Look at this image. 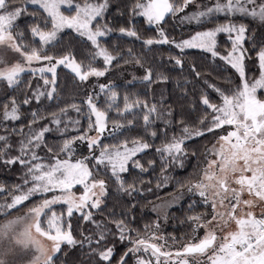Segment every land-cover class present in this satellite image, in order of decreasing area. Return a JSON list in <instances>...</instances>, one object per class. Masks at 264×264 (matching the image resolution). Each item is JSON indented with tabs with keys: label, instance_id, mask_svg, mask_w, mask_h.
<instances>
[{
	"label": "snow or ice",
	"instance_id": "1",
	"mask_svg": "<svg viewBox=\"0 0 264 264\" xmlns=\"http://www.w3.org/2000/svg\"><path fill=\"white\" fill-rule=\"evenodd\" d=\"M110 4L0 0V169L19 173L11 185L0 182V264H56L64 247H78L81 264H264V0H132L127 22L118 28L107 16ZM168 16L199 30L170 38ZM134 17L154 34L142 38ZM65 29L77 42L58 47ZM113 32L141 41L148 51L162 45L180 53L201 49L219 73L233 71L213 79L193 63L190 74L200 89L192 108L177 113L154 94L150 101L147 93L128 89L168 81L166 72L176 66L183 72L181 55L170 54L174 67L161 70L163 59L158 65L131 46H109ZM218 34L226 37L223 51ZM117 62L142 75L133 73L122 96L111 79L98 83L97 91L92 78L106 77ZM60 67L82 98L72 96L41 114L44 99L60 103ZM105 132L111 142L101 139ZM52 133L59 137L50 141ZM198 141L205 142L203 150L189 151ZM153 148L160 170L155 189L143 176L155 171L156 159L145 167L138 157ZM165 186L173 191L161 199L156 190ZM112 189L132 202L119 213L115 207L104 212ZM138 195L155 200L148 201L155 219L142 229L135 216ZM174 206L187 229L180 237L161 231ZM73 217L91 225L80 228L79 239ZM117 240L124 245L119 255Z\"/></svg>",
	"mask_w": 264,
	"mask_h": 264
},
{
	"label": "trees",
	"instance_id": "2",
	"mask_svg": "<svg viewBox=\"0 0 264 264\" xmlns=\"http://www.w3.org/2000/svg\"><path fill=\"white\" fill-rule=\"evenodd\" d=\"M132 2V0H111L110 8L107 12V16L109 18H112L115 20V23L113 24L114 28H118L121 24H124L128 20V13H127V6ZM117 8L123 12V16H121L120 12L117 11ZM133 22L135 26L139 29L141 37H146L149 35L154 34V28L146 25L143 23L142 17H134ZM164 27L166 28L169 37L170 38H187L189 35L192 34V32L199 30L195 27V25H188L185 24L180 25L178 23V19H173L171 16L167 17V20L164 24ZM75 36V33H73L70 29H65L63 32V36L61 38V45L60 46H71L69 41H72V38ZM110 39H107V43L109 46H119V48L127 49L129 46L133 47L136 52L143 51V54L148 57L149 60L154 61V63L160 65L161 59H163L164 63L161 65V70L164 69H172L174 67L173 63H168L169 55H181L182 59L184 60V71L181 72L179 70V67L176 66L175 71H169L166 72L167 75H169L170 79L168 81L164 82H156L153 83L150 86L143 85V84H137L134 88H129V91H138L141 93V95H144L147 93L149 100L151 101L153 94L155 95V101L159 103L161 100H163V105L165 108L171 107L175 112L179 113L182 110H189L192 108V101L195 99L194 94H198L200 89V83H197L194 79V74H190V68L193 63H195L198 67V70L201 71L202 75H210V78H215L218 74L219 75H229L233 70L229 68L228 72L219 73L218 65L217 63H214L209 56V54L204 53L201 49L196 48H190L185 49L183 53H180L178 49H175L174 47L170 45H162V46H153L150 51L143 49L142 42L136 41L134 38H128V37H121L118 32H113L110 34ZM226 37L223 34H218V46L221 51L225 49L227 46L225 44ZM77 41H72V43H76ZM254 56V54H252ZM219 64H223L222 61L218 62ZM133 66H125L122 63L117 62L116 65H113L109 72H117V70H128V68ZM138 68V67H136ZM60 72V84L59 87L63 89V92L60 93V103H57L56 101L49 102L47 99H44L43 104H40L39 110L41 114L46 115L44 112V109L47 108L48 111H54L56 107H62L63 101L68 100L70 97L75 96L77 99V102L82 98L81 90L77 89L76 85L73 83L72 76L69 74V71L67 69H63L62 67L59 68ZM255 73L253 72V65L249 64V76L251 77ZM27 80L28 77H25ZM93 83L95 84V87L98 91V82L96 79H92ZM202 82V81H201ZM218 83H223L222 80H218ZM126 82L117 81L116 84H118L119 91L121 93V96L123 95V92L125 91V85ZM93 84L89 85V88H91ZM24 88V85H21V89ZM154 90V91H153ZM185 91H187V98L185 97ZM21 100L23 99V94L21 93L20 96ZM101 100V106H103V94L99 97ZM33 107H37V102L35 100L32 101ZM30 109L22 110L24 115H28L30 113ZM69 116L72 118H77V114L74 111L69 112ZM112 118H115V113L112 112L109 114V120ZM23 123H27L26 120L23 121ZM86 123V121H84ZM157 124H160L159 121H157ZM63 126V125H62ZM11 127V125H10ZM16 127L18 128L19 125L17 124ZM108 127H111V123H109ZM160 127H163L162 124H160ZM69 131L71 132V126L69 125ZM0 134H3V128L0 127ZM74 134V133H73ZM109 136V135H108ZM107 136V137H108ZM57 137H59V133H52L48 136V139L54 140ZM106 137H102L101 139L104 140V142H111V140H105ZM160 143V140H155V145H158ZM204 141H198L195 144L189 145V151L192 150V148H197L198 151L203 150ZM154 145V146H155ZM138 157L142 159V162L144 163L145 167H147V161L149 159L155 158L157 161V167L155 171H149L146 175L143 176V179L145 182L148 180L152 181V184L149 185L150 187L155 189V177L160 174L159 170V158L154 157V148L151 150H145V153L141 157V154H138ZM188 171L192 170V165H188L187 161L185 162ZM196 161L193 160L192 164H195ZM18 167V166H17ZM176 174L183 175L184 172L182 169H175L174 170ZM19 173L15 170H9V169H0V182H6L7 184L11 185L13 182H17ZM129 181H131L132 176L130 175L128 177ZM173 191L172 187L165 186L164 188H161L159 190H156V195L160 198L166 197L169 193ZM148 201H155L153 196H148L147 201L144 199H141L139 195L137 196V203L135 205V216L137 218L138 224L140 228H143V225L145 223H149L151 220L155 219V214L151 211L147 210ZM131 200L127 196H121L120 193L116 192L114 189L110 190L108 199H107V205L108 208L104 209V212L106 213L109 209L115 207L117 212L119 213L122 211L125 207H127L129 204H131ZM141 205H147L146 207H141ZM19 211H23L20 209ZM56 211L59 213L62 211V209L59 206H56ZM97 219L100 218V213H94ZM175 216V219L172 217ZM182 217V212L179 209V206H174L168 213V220L165 221L162 228L163 231H166V233H173L177 237H180L182 233L187 231L186 227L181 226L180 220ZM142 218V219H141ZM73 227L76 231L77 238L79 239V230L81 227L84 228V230H88L91 228V225L87 222H80L77 223L76 217L72 218ZM111 240V237H109ZM116 253L119 255L124 249V245H122L118 240L116 241ZM60 258L57 260L56 264H81V253L80 249L78 247H64V251L60 252L59 254Z\"/></svg>",
	"mask_w": 264,
	"mask_h": 264
},
{
	"label": "rangeland",
	"instance_id": "3",
	"mask_svg": "<svg viewBox=\"0 0 264 264\" xmlns=\"http://www.w3.org/2000/svg\"><path fill=\"white\" fill-rule=\"evenodd\" d=\"M178 23L180 24V25H185V24H187L186 22L185 23H181L180 21H179V19H178ZM133 73H135V75L136 76H140V75H142V71L139 69V68H136V67H130V68H128V70H117V72L115 71V72H108L107 74H106V77H101V78H99V82L100 83H107L108 82V80L109 79H111L114 83H116L117 81H122V82H126V81H129V80H131L132 79V75H133ZM92 79H96V78H92ZM109 128H111V127H109ZM109 135V133L108 132H105L104 134H103V136L102 137H107ZM101 137V138H102ZM165 197H162L161 199H164ZM153 202H155V201H153ZM147 210H149V211H151V206H150V204H148V206H147ZM152 212V211H151ZM153 213V212H152ZM155 214V213H154ZM165 223V221L162 219L161 220V231H163V228H162V226H163V224Z\"/></svg>",
	"mask_w": 264,
	"mask_h": 264
}]
</instances>
